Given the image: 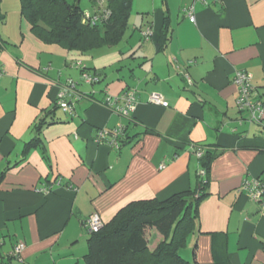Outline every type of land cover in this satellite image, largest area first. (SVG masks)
<instances>
[{"label": "crops", "instance_id": "crops-1", "mask_svg": "<svg viewBox=\"0 0 264 264\" xmlns=\"http://www.w3.org/2000/svg\"><path fill=\"white\" fill-rule=\"evenodd\" d=\"M190 4L132 0L122 39L80 53L42 43L19 8L10 16L1 1L0 264H83L91 214L107 224L129 203L197 187L196 145L222 154L211 163L198 230L180 257L211 264L224 254L230 264H264V204L243 189L245 181L264 179V112L259 124L249 122L233 84L236 72L250 73L264 105V0L197 3L193 23ZM81 69L99 82L81 86ZM69 80L80 95L72 114L58 109L49 116ZM125 91L135 93L128 117L104 103ZM152 93L168 106L150 104ZM51 117L58 121L29 144L36 124ZM118 126L117 148L110 134L98 137ZM123 137L128 142L120 146ZM148 234L152 251L162 237ZM18 243L22 263L12 256Z\"/></svg>", "mask_w": 264, "mask_h": 264}, {"label": "trees", "instance_id": "trees-1", "mask_svg": "<svg viewBox=\"0 0 264 264\" xmlns=\"http://www.w3.org/2000/svg\"><path fill=\"white\" fill-rule=\"evenodd\" d=\"M90 1L98 9L93 15L85 14L80 0H19L20 15L29 24L31 33L47 45L80 53L115 45L127 28L132 0ZM95 17L97 21L92 22ZM4 20L5 15L0 8V24ZM166 29L165 24L162 40L157 44L159 50L167 42ZM152 40L155 41L154 35ZM84 70L90 72L89 69ZM58 109L55 103L49 116ZM57 121L41 120L36 124L35 137L29 144H38L41 129ZM122 139L120 146L128 142L127 138ZM196 146L202 149L198 161L200 170L204 172L203 175L197 174V187L163 201L153 199L127 204L97 233H90L83 264H198L181 258L179 251L185 246L187 237L198 230V207L209 195L210 166L222 150ZM257 181L264 199V179ZM150 230L162 237L152 251L149 250ZM211 264L230 263L222 254L215 255Z\"/></svg>", "mask_w": 264, "mask_h": 264}, {"label": "built area", "instance_id": "built-area-1", "mask_svg": "<svg viewBox=\"0 0 264 264\" xmlns=\"http://www.w3.org/2000/svg\"><path fill=\"white\" fill-rule=\"evenodd\" d=\"M215 0H191V4L187 7V15L189 20L193 23L195 21V15L193 14L194 5L201 4L202 6H208L210 2ZM97 21V17L93 19L92 22ZM151 36L149 29H146L142 32V37L148 39ZM81 80L86 84L93 85L99 82L97 75H92L81 69ZM252 75L245 71H239L235 73L233 78V84L237 87L238 95L236 100V106L238 111L247 112L248 120L251 123H260L262 115L264 112V105L260 99H257V94L255 89L251 84ZM75 85L69 80L65 87L61 88L58 93L56 105L61 109L65 114L71 115L73 112L74 101H77L80 98V95L74 91ZM148 102L153 105H159L162 107H167L168 103L158 94L152 93L148 97ZM105 105L114 109L122 117H128V115L133 112L135 108V93L133 91H125L118 97L108 96L104 101ZM113 137L112 143L117 148L118 143L116 142L119 136H122V127L118 126L113 129L111 132L100 131L98 134L99 138L108 137V135ZM195 155L197 158H200L202 155V149L197 148ZM201 175L204 174L202 170H199ZM243 189L250 193V198L252 201L259 204H264L263 199V190L260 183L255 180L252 182L245 181L243 183ZM42 193H46V189L40 190ZM85 227L89 230L90 233H97L103 226V222L100 216L97 213L91 214L84 223ZM24 250V244L18 243L14 249L12 256L18 262L22 263L20 257L21 252Z\"/></svg>", "mask_w": 264, "mask_h": 264}, {"label": "rangeland", "instance_id": "rangeland-1", "mask_svg": "<svg viewBox=\"0 0 264 264\" xmlns=\"http://www.w3.org/2000/svg\"><path fill=\"white\" fill-rule=\"evenodd\" d=\"M1 1L3 2V5H1L2 8H3V10L7 11V13L10 16L13 15V10L15 9V7L16 8L18 7L19 10H20V2H19V0H1ZM80 7L85 12V14H91V15H93V14H95L94 13L95 11H98V9L96 7H94L93 2H91L90 0H80ZM135 13H136V10L133 7L132 13H131V16H130V20H129L130 21L129 22V25L133 22V19L136 16ZM4 15L6 17V13ZM82 85H88L89 86V84H86V83L85 84L84 83H81V86ZM7 263H9V262H7ZM12 263L15 264V262H12Z\"/></svg>", "mask_w": 264, "mask_h": 264}]
</instances>
